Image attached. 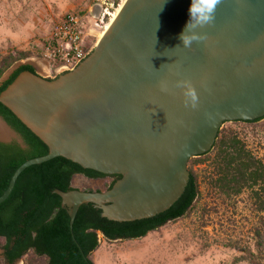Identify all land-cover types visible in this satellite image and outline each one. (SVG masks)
Wrapping results in <instances>:
<instances>
[{
  "label": "water",
  "instance_id": "95a60500",
  "mask_svg": "<svg viewBox=\"0 0 264 264\" xmlns=\"http://www.w3.org/2000/svg\"><path fill=\"white\" fill-rule=\"evenodd\" d=\"M189 5L190 0H126L73 71L55 78L18 75L0 102L49 153L16 169L0 204L28 167L65 157L85 169L121 175L106 191H53L62 198L71 230L87 203L113 221L152 218L182 197L189 161L212 150L224 123L264 118V0H221L214 22L200 29L205 38L184 48L179 36ZM99 11L94 6L95 15ZM22 64L8 69L0 86ZM180 82L191 84L195 107ZM0 123L12 133L0 142L26 147L1 115Z\"/></svg>",
  "mask_w": 264,
  "mask_h": 264
},
{
  "label": "trees",
  "instance_id": "16d2710c",
  "mask_svg": "<svg viewBox=\"0 0 264 264\" xmlns=\"http://www.w3.org/2000/svg\"><path fill=\"white\" fill-rule=\"evenodd\" d=\"M23 58L2 62L0 79L17 60ZM23 71L36 73L31 64H22L2 83L0 94ZM0 115L23 137L26 144V148H22L16 143L0 142L1 196L16 169L29 159L47 155L49 147L1 102ZM263 119L235 122L253 124ZM212 153L217 175L215 186L221 192L229 196L238 195L246 188L252 190L264 185V160L257 159L247 150L245 142L233 128H221L212 150L198 157ZM78 174L90 179L110 178L106 190L121 178V175H115V180L114 176L85 169L65 157L32 165L21 173L10 197L0 204V238L4 239L5 261L13 264L31 252L38 258H44L43 264H95L90 256L100 247L99 233L102 232L108 239L145 237L150 231L185 216L199 194L197 176L190 171V180L182 197L170 209L155 217L113 221L103 217L102 211L93 203H87L80 207L71 230L68 211L62 206L61 196L53 191L76 189L72 181ZM257 235L261 238L262 234L258 231ZM257 246L258 254L247 250L248 254L243 258L249 264H262L264 241L260 239Z\"/></svg>",
  "mask_w": 264,
  "mask_h": 264
},
{
  "label": "rangeland",
  "instance_id": "374dc122",
  "mask_svg": "<svg viewBox=\"0 0 264 264\" xmlns=\"http://www.w3.org/2000/svg\"><path fill=\"white\" fill-rule=\"evenodd\" d=\"M95 0H0V66L11 58L16 63L42 61L41 53L49 35L65 14L71 11L96 19L89 10ZM98 27V40L105 32ZM95 38V39H96ZM27 56V57H26ZM55 67V63L53 64ZM48 78H55L42 73ZM245 142L247 150L264 160V119L253 123L226 122ZM214 153L194 157L188 163L198 179L199 194L188 213L142 238L109 241L99 233L100 247L91 254L95 264H249L247 250L258 254V241H264V185L227 195L215 186ZM110 178L90 179L75 175L72 185L79 190L107 189ZM260 232L261 238L257 232ZM0 238V264L3 256ZM44 258L28 253L13 264H43ZM264 264V252L263 260Z\"/></svg>",
  "mask_w": 264,
  "mask_h": 264
},
{
  "label": "built area",
  "instance_id": "2783aa9c",
  "mask_svg": "<svg viewBox=\"0 0 264 264\" xmlns=\"http://www.w3.org/2000/svg\"><path fill=\"white\" fill-rule=\"evenodd\" d=\"M95 1L94 6L99 7V14L95 15L93 12L94 6L89 10L96 19V26L89 25L87 15L71 11L53 27L42 51V59L49 64L48 76L56 77L73 71L80 61L90 55L98 42L96 38L99 36L98 27L104 25L106 30L114 20V14L118 13L125 2V0Z\"/></svg>",
  "mask_w": 264,
  "mask_h": 264
},
{
  "label": "clouds",
  "instance_id": "9594fccd",
  "mask_svg": "<svg viewBox=\"0 0 264 264\" xmlns=\"http://www.w3.org/2000/svg\"><path fill=\"white\" fill-rule=\"evenodd\" d=\"M220 3L221 0H190L188 8L189 18L179 36L184 48H191L194 42H200L205 38L200 29L214 22L215 12ZM177 86L184 89L187 103L195 107L197 97L191 84L189 82H180ZM160 87L162 91H167L166 84H161Z\"/></svg>",
  "mask_w": 264,
  "mask_h": 264
},
{
  "label": "crops",
  "instance_id": "0c3cea01",
  "mask_svg": "<svg viewBox=\"0 0 264 264\" xmlns=\"http://www.w3.org/2000/svg\"><path fill=\"white\" fill-rule=\"evenodd\" d=\"M27 64H31L36 69V73H39V74L45 73L46 75L49 73V70H48L49 64L45 60H42L36 63L29 62Z\"/></svg>",
  "mask_w": 264,
  "mask_h": 264
},
{
  "label": "bare ground",
  "instance_id": "6f19581e",
  "mask_svg": "<svg viewBox=\"0 0 264 264\" xmlns=\"http://www.w3.org/2000/svg\"><path fill=\"white\" fill-rule=\"evenodd\" d=\"M126 1V0H125ZM125 3V2H124ZM123 3V4H124ZM123 4H122V6H123ZM121 6V7H122ZM120 10V9H119ZM119 12V11H118ZM118 13H115L114 14V16H113V18H115V16L117 15ZM99 41V40H98ZM97 44H98V42H97ZM97 46V45H96ZM96 48V47H95ZM94 51V50H93ZM42 57V56H41ZM70 72V71H69ZM66 73V72H65ZM63 74V73H62ZM60 75V74H59ZM58 75V76H59ZM57 77V76H56ZM0 138H2V139H10V138H12V133L2 124V123H0Z\"/></svg>",
  "mask_w": 264,
  "mask_h": 264
},
{
  "label": "flooded vegetation",
  "instance_id": "af4514ba",
  "mask_svg": "<svg viewBox=\"0 0 264 264\" xmlns=\"http://www.w3.org/2000/svg\"><path fill=\"white\" fill-rule=\"evenodd\" d=\"M22 137V136H21ZM23 138V137H22ZM24 140V139H23ZM2 143V142H1ZM12 143H16V144H18L19 146H21L20 145V143H18L16 140H13L12 142H10V143H4V144H12ZM25 143V142H24ZM26 145V144H25ZM22 147V146H21ZM23 148V147H22ZM26 148V147H25ZM114 179L116 180L117 179V177H115L114 176ZM100 232V231H99ZM102 233V232H101ZM103 234V233H102ZM103 236L105 237V235L103 234ZM106 238V237H105ZM107 240H109V241H118V240H123V238H121V237H118V238H115V239H108V238H106ZM83 255L85 256V258H87L86 257V255L83 253ZM3 256H4V258H5V250L3 249ZM7 263H9L8 261H7Z\"/></svg>",
  "mask_w": 264,
  "mask_h": 264
}]
</instances>
